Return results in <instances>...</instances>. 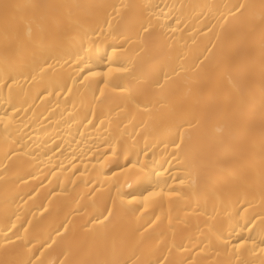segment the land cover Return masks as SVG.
I'll return each mask as SVG.
<instances>
[{
	"label": "bare ground",
	"instance_id": "1",
	"mask_svg": "<svg viewBox=\"0 0 264 264\" xmlns=\"http://www.w3.org/2000/svg\"><path fill=\"white\" fill-rule=\"evenodd\" d=\"M0 264H264V0H0Z\"/></svg>",
	"mask_w": 264,
	"mask_h": 264
}]
</instances>
